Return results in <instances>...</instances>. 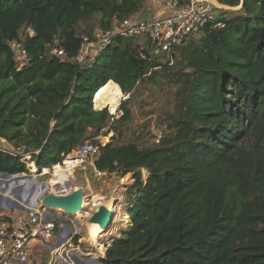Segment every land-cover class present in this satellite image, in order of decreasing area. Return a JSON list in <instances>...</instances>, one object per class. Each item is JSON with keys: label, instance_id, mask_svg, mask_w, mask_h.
Segmentation results:
<instances>
[{"label": "trees", "instance_id": "trees-1", "mask_svg": "<svg viewBox=\"0 0 264 264\" xmlns=\"http://www.w3.org/2000/svg\"><path fill=\"white\" fill-rule=\"evenodd\" d=\"M147 1L0 0V175L28 174V162L49 168L90 141L96 172L134 180L129 221L99 264H264V0H216L239 8L217 9L170 59L135 38H115L90 63L71 59L113 20H147ZM14 39L28 55L19 71ZM55 40L64 58L47 55ZM109 82L128 99L142 82L174 88L158 143L147 144V124L125 138L126 100L117 118L95 104Z\"/></svg>", "mask_w": 264, "mask_h": 264}, {"label": "built area", "instance_id": "built-area-1", "mask_svg": "<svg viewBox=\"0 0 264 264\" xmlns=\"http://www.w3.org/2000/svg\"><path fill=\"white\" fill-rule=\"evenodd\" d=\"M150 2L160 8L161 13L158 17H152L149 20L134 18L123 21L113 20L110 28L96 29L91 36H84L78 53L71 59L78 64L90 63L115 38L140 39L142 43L139 45L144 46L148 43L152 56H164L170 59L177 48L183 46L189 38L200 35L208 25L213 23L216 10L224 7L216 0H186V3L180 6L178 5L179 0H150ZM216 25L222 27L220 24ZM26 33L30 37L34 35L32 28H27ZM9 47L15 54L16 70L19 71L27 63V51L23 43L17 39L10 41ZM47 55L56 58L65 57L57 40L48 46ZM141 57L144 55L141 54ZM128 97L123 94L121 101ZM155 142L158 143L159 139H156ZM99 144L104 145L101 141ZM98 153L99 146L89 141L67 157L77 154L80 164L88 161L93 168L94 175L98 177L101 173L94 169V161ZM17 175H12L11 178ZM14 185H18V188L22 189L27 183L20 184L19 182ZM29 185L27 186L29 187ZM32 186L35 187L36 193L23 198L21 194L24 192L19 190L18 195L21 199L13 196L8 189L1 190L0 195L17 202L21 207L4 209L6 218L1 219L0 217V264H31L30 243L35 240L44 242L53 236L54 221L47 219V208L40 204L38 199L40 188L37 185Z\"/></svg>", "mask_w": 264, "mask_h": 264}, {"label": "rangeland", "instance_id": "rangeland-1", "mask_svg": "<svg viewBox=\"0 0 264 264\" xmlns=\"http://www.w3.org/2000/svg\"><path fill=\"white\" fill-rule=\"evenodd\" d=\"M223 8H224V11H236L239 7L230 8V7L224 6ZM147 10H149L148 11L149 13L147 12ZM143 11H146L145 13L146 14L148 13V15H150V16L145 17V18H148L147 20H149V17H151L152 15H153L152 17L155 18V17H158L161 13L160 8L154 5L153 3H151L149 0L146 2L145 8ZM85 27L92 29L90 24H88ZM135 41L137 42V44L142 43L140 39H136ZM122 98H123V94H122ZM124 100H126V102L128 103V106L131 112V120L127 124L126 126L127 131L124 134L125 138L127 139L132 138L134 136L133 134L135 133V131H137L138 126L147 124L150 126V135H148L147 144L152 145L155 143L156 139H161L164 134L161 131V129L156 127V122L158 121L160 117H163L165 114L172 113L174 109V104H175L174 88L165 83H160V85H156L153 82H142L137 86L136 91L133 93L132 96H130V99L127 100L124 98ZM124 100H122L119 103L115 111H112L109 106H102V107H108L104 109H106L109 114L117 118L119 117L118 108ZM92 101H93V98H92ZM92 109L95 110L93 106H92ZM95 111H99V110H95ZM111 136H112V133L110 132L106 135L101 134L96 139L99 142L101 141L105 145L110 141ZM71 154L72 152L69 155ZM67 158L68 157L66 156L61 163L56 164V165L63 166L64 161ZM27 159H29V157ZM33 166H35L33 162H28L27 164L28 174H22V175L18 174L16 177H12L8 179L0 178V192L2 189L3 190L8 189L10 193L13 194V196L18 195L20 192L18 185L10 186V184H15V181L17 180L20 182V184L27 183V184H30L29 186H32V185L39 186L40 190H43L42 191L43 195L48 194V193L57 194V193H62L63 191L68 193L74 188H79V187L85 188V185H87L88 189L89 188L92 189L93 194L91 197L84 196V203H86L84 205V208L86 212L84 214L79 213V215L78 214L76 215L78 217L77 220L79 221L78 223L79 227L83 228V226H86V225L88 226L87 219L90 216L89 214L95 211L99 205H103V204L107 205L106 206L107 208H112L113 205H116L117 210H116L114 217H116L117 215V219L113 217L112 224L105 232L101 233V238L98 237V235L96 236V239L100 238L99 241H95L96 239L93 242L92 241L91 242L80 241L82 243L77 248L78 249L77 252L81 256L86 255L88 257L92 256L94 252L96 253L97 250H101L104 252L105 245L109 243V239L117 238L120 232V228L125 226L127 222L129 221L127 216L125 215V210L127 208L126 202H125V192L127 188L133 185L134 183V180H132L131 175L128 174L124 178H119L115 174H111V175L101 174L100 176L96 177L92 175L93 170L90 168V164L87 161L82 164L79 163L75 168H73L71 175L68 176L69 178L68 177L66 178L68 179L66 180L67 181L66 188L62 187L61 185L60 186L54 185L52 187L50 182L54 180L51 178H53L52 168L55 165L49 168H43L41 171H38L36 167L34 170H32ZM44 169L47 170L46 174L43 173ZM143 177L145 178L144 171H143ZM54 188L56 189V191ZM61 188L64 190H62ZM66 189L67 191H65ZM21 190L22 192H24L26 188L22 187ZM94 197H96L97 199H101L97 201L98 203L97 206H93V203H94L93 200L95 199ZM10 207L12 209L17 208L16 206H13L11 204V200H9L8 198H5V197L1 198L0 210L6 212L4 209L10 208ZM67 226L70 227L72 230H74V228L71 227V224H67ZM76 237L78 239L79 238L82 239V233H80V235ZM72 243H75V242L73 241ZM51 257L52 256L49 254V252H47V254L45 255V260L46 261L50 260Z\"/></svg>", "mask_w": 264, "mask_h": 264}, {"label": "crops", "instance_id": "crops-1", "mask_svg": "<svg viewBox=\"0 0 264 264\" xmlns=\"http://www.w3.org/2000/svg\"><path fill=\"white\" fill-rule=\"evenodd\" d=\"M27 185L25 186L27 187L26 190L24 191L23 194H21L23 195V198L30 197L33 195L32 190L34 187L33 186L28 187ZM82 189L84 191V196L86 197L92 196L93 194L92 189L91 188L88 189L87 185H85V188L83 187ZM0 193H2V191ZM46 216L48 220L54 221L55 229L53 232V236L51 239L44 241V242H39L35 240L30 243L31 264H78L77 261L82 264H99L97 260L99 257L103 256L104 254L103 251L101 253V252H98L97 250L96 253L94 252L93 255L89 257L86 255L81 256L77 252L78 250L77 248L81 245L82 242H85V241L93 242L96 239V238L93 239L91 237L87 225L83 226V228L79 227L78 225L79 221L77 220V216H74V217L67 216L58 210H48L47 209ZM67 224H71V227L74 228V230L68 227ZM80 233H82V239L80 238L78 239L76 237L80 235ZM101 233L98 234V237L100 238H101ZM100 238L96 239L95 241H99ZM73 241L75 243H72ZM106 246L107 244L105 245V247ZM47 252H49V254L52 257L50 260L46 261L45 255L47 254Z\"/></svg>", "mask_w": 264, "mask_h": 264}, {"label": "water", "instance_id": "water-1", "mask_svg": "<svg viewBox=\"0 0 264 264\" xmlns=\"http://www.w3.org/2000/svg\"><path fill=\"white\" fill-rule=\"evenodd\" d=\"M4 140L0 139V148L5 149L6 144L3 143ZM12 175L8 174H1L0 178L8 179L11 178ZM18 181H15V184H18ZM19 190H21L19 188ZM33 195L36 193L35 187L32 190ZM15 197L21 199L19 195H14ZM3 198L2 195H0V200ZM38 199L40 200L41 206L49 209V210H58L61 211L64 215L74 217L77 214H84L85 208H84V191L82 188H75L71 190L70 192H62V193H48L43 195L42 192H39ZM10 200V199H9ZM11 204L13 206L21 207L17 202L11 200ZM116 205H113L112 208H107L104 205H99L95 211L91 212L89 215V218L87 219V222L89 224H96L99 226L100 230L105 232L110 225L112 224L113 217L116 213ZM88 212V211H87ZM78 264L79 263L77 261Z\"/></svg>", "mask_w": 264, "mask_h": 264}, {"label": "bare ground", "instance_id": "bare-ground-1", "mask_svg": "<svg viewBox=\"0 0 264 264\" xmlns=\"http://www.w3.org/2000/svg\"><path fill=\"white\" fill-rule=\"evenodd\" d=\"M121 98H122V92H121L119 86L114 82H109L99 91V93L96 95L94 101H95L96 105L109 106L112 111H115L119 105V102L121 101ZM79 163H80V159H79L78 155L73 154L72 156H70L69 158H67L64 161L63 166H58V165L53 166V168H52V177L53 178H51V179H54V180H52L50 182L52 187L54 185H58V186L61 185L62 187L66 188L67 187V185H66L67 181L66 180H68L66 178L71 175L73 168H75ZM34 169H35V167L33 166L32 170H34ZM43 173L46 174L47 170L44 169ZM12 185H14V184H10V186H12ZM62 190H64V189H62ZM41 191H43V190H40V192ZM55 191H56V189H55ZM65 191H67V189ZM94 198L95 199L93 200V202H94L93 206H97L98 205L97 201L101 200V199H97L96 197H94ZM85 204L86 203H84V205ZM114 218L117 219V215ZM88 229H89L90 235L93 239L96 238V236L102 232L100 230L99 226L96 224H89ZM98 251L102 253L101 250H98Z\"/></svg>", "mask_w": 264, "mask_h": 264}]
</instances>
